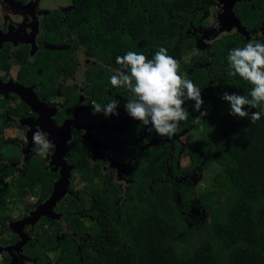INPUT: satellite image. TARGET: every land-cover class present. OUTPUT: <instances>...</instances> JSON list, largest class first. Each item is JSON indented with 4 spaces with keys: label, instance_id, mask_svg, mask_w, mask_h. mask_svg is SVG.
I'll return each mask as SVG.
<instances>
[{
    "label": "trees",
    "instance_id": "trees-1",
    "mask_svg": "<svg viewBox=\"0 0 264 264\" xmlns=\"http://www.w3.org/2000/svg\"><path fill=\"white\" fill-rule=\"evenodd\" d=\"M69 1L67 12L60 16L53 11L47 16L57 18L55 30L63 28L74 35L85 54L100 62L105 90L112 85L103 65L121 68L116 57L128 51L142 52L151 59L165 47L179 61L194 46L186 34L189 23L197 26L213 0ZM235 15L249 33L259 31L264 20L263 7L257 10L256 0L236 5ZM61 18L65 21L60 22ZM48 33L45 30L43 35ZM247 42L238 33L226 34L185 69L186 77L202 89L201 112L208 114L197 122L194 118L200 113L193 110V101H186L190 115L176 134L191 127L195 139L200 140L202 130L211 132L200 152L191 153L188 142L184 155L191 161L189 168L177 166L181 145L176 141L152 145L139 153L129 147L119 157L125 162L136 156L130 173L124 175L125 188L109 182L101 189L90 185L86 186V201L71 197L67 202V210L75 213L66 218L70 230L78 238L84 232L90 235L81 242L80 251L69 237L68 246L60 242L61 250L53 251V244L37 235L23 247V254L35 264H264V116L254 124L233 117L230 105L222 99L225 92L248 95L251 91L250 83L228 75L229 51ZM183 66L180 62V72ZM115 94L131 98L125 89L112 90L110 97ZM96 95L103 106L106 101ZM7 142L0 139V161ZM85 148L76 152L74 164L81 179L91 182L94 167L89 164L86 144ZM33 164L25 176L13 178L11 183L6 180L14 169L0 167V237L6 231L2 211L10 199L22 201L37 189L43 198L51 191L48 173L39 162ZM201 171L208 177L206 187L198 189L181 181ZM215 191L221 197L219 203L213 202ZM192 199L198 200L208 220L189 227L186 222ZM83 216L91 218L89 226ZM0 264H9V257L4 254Z\"/></svg>",
    "mask_w": 264,
    "mask_h": 264
},
{
    "label": "flooded vegetation",
    "instance_id": "flooded-vegetation-1",
    "mask_svg": "<svg viewBox=\"0 0 264 264\" xmlns=\"http://www.w3.org/2000/svg\"><path fill=\"white\" fill-rule=\"evenodd\" d=\"M8 1L0 0V137H2L3 130L15 129V131L19 130L22 133L23 141L16 145V156L3 157L0 161V167L2 170L7 167L14 169L12 176L9 177L12 180L13 178L25 176L26 170L31 168L34 165L33 163L39 162L42 170L48 173L47 175L50 177L51 191L46 197L39 196V189L29 195L32 196L36 193L35 195L38 197L36 200L33 199L34 201L30 203L28 211L24 212L22 216L24 219L22 220H25L50 197L54 184L59 181L61 168L54 163L56 149L54 143L57 140V135L60 136V132L55 130L59 129L64 123L68 124L70 138L67 142L66 153L62 159H57V162L63 161L66 166L71 168L69 184L67 194L52 209L59 218L51 219L42 216L34 225L26 224L23 232L29 235V241L40 235L45 241L53 244V251L61 250L60 242H63L61 245L63 247L68 246L65 242L69 237L75 248L80 251L83 247L81 242L86 241V238H89L90 235L88 232H84L83 236L78 238L70 230L66 218L75 213L67 210L69 199L73 197L77 200L86 201V186L90 185L101 189L106 182H109L111 185L116 184L125 188L127 182L124 175L128 174H123V170L120 174L116 173L111 166H108L109 163L115 161L117 164L130 165L132 168L136 162V156L125 162L119 160L126 149L132 147V149H137L136 153H139L150 147V145H170L175 141L178 142L176 136L187 132L191 127L170 138L161 137L156 135L155 132H150L148 127L143 126L139 121L132 119L124 107L129 99L120 98L117 94L110 97L112 90L119 92L121 89L111 86V88L108 87V89L103 90L101 83L103 77L98 70L100 62L95 60L93 56L85 54L84 47L74 35L63 31V28H61V31L55 30L57 18L47 16L53 11L58 12L61 16L69 9L61 10L52 6L49 10L41 11L38 10L40 0ZM250 1L241 0L236 3L233 8L234 14L236 5L242 6L245 2L250 3ZM260 6L263 7L264 17V0H256L257 10ZM250 7L251 9L254 8L253 5H250ZM218 12H216V17ZM202 19L197 26L191 23L188 25L189 28L186 34L193 39L194 46L179 58V62L185 65L180 72L181 75H186V67L197 56L189 57L187 63H184L182 58L197 49L198 43H205L201 54L198 55L199 57L218 38L226 34L237 33L236 30H232L229 33L220 34L217 38L204 40L202 43V37L198 30ZM63 20L65 21L64 18H61L60 22ZM46 22L49 23V27H47ZM45 30L49 33L43 35ZM249 37V40L252 37L256 39L264 37V20L261 22L259 31L249 33ZM262 42H264V39H262ZM103 67L110 77L114 74V70L121 69L115 66L106 67L103 65ZM10 86L13 88L19 86L27 88L29 93L35 95L39 103L43 105L44 113L41 115L39 109L36 110L23 103L19 95L10 90ZM96 94L102 95L103 101H106L104 105H107L112 99L117 100L118 107L116 111L119 115L94 114V109L91 106L92 102L102 105L100 96ZM80 106L81 113L78 115L77 121L73 123L74 114ZM52 122L55 127H50ZM37 128L48 133L49 139L53 143L49 153L43 156L36 153L35 147L28 149L31 139L29 131L31 130L34 133ZM48 130L53 131V133H49ZM84 130L97 141V150L93 149L83 139ZM64 137L66 136L64 135ZM178 143L181 145L180 142ZM85 144L88 147L89 164L94 167V178L91 182H84L81 179L74 164L79 149H86ZM81 159L83 161L84 151H81ZM189 177L191 175L182 177V181H187ZM185 183L188 184V181ZM82 219L86 226H89V222H92L89 216H83ZM4 222L6 231L0 237V247L14 246L19 242V236L13 228L18 226L15 224L13 226L6 220ZM50 255L53 256V253ZM20 256L23 260H20L18 264H27L28 262L35 264L23 252ZM7 257L9 256L7 255ZM10 260L9 258V262Z\"/></svg>",
    "mask_w": 264,
    "mask_h": 264
},
{
    "label": "clouds",
    "instance_id": "clouds-1",
    "mask_svg": "<svg viewBox=\"0 0 264 264\" xmlns=\"http://www.w3.org/2000/svg\"><path fill=\"white\" fill-rule=\"evenodd\" d=\"M227 61L228 75L239 76L252 88L248 95L225 92L222 99L230 105L229 115L249 119L254 124L264 116V42L252 37L243 47L231 49ZM116 63L121 69L114 70L110 83L131 94L125 110L150 132L169 138L175 135L180 123L188 120L190 115L184 106L186 101H193V110L200 113L194 120L199 122L207 116V111L201 112L204 103L202 89L180 74V62L168 54L167 48L160 47L151 59L142 52L128 51L117 56ZM91 106L94 114L119 115L115 99L103 106L92 102ZM246 109L260 110L249 112ZM32 141L34 150L41 156L53 147L49 134L39 128L33 133Z\"/></svg>",
    "mask_w": 264,
    "mask_h": 264
},
{
    "label": "rangeland",
    "instance_id": "rangeland-1",
    "mask_svg": "<svg viewBox=\"0 0 264 264\" xmlns=\"http://www.w3.org/2000/svg\"><path fill=\"white\" fill-rule=\"evenodd\" d=\"M53 7H56L61 10H68L70 9V2L69 0H40L38 10L46 11ZM224 7L223 1L214 0L212 3H210L207 7V11L205 14V17L202 19V23L200 24V27L198 28L199 33L201 35L202 43L207 41V39L211 38H217L220 34L219 30L222 26H224L223 20L220 18ZM218 12L216 17V12ZM205 43L201 44L198 43L197 49H194L191 53H188L185 57H183L184 63H187L189 60V57L191 56H198L201 54L202 48L205 46ZM204 45V46H203ZM22 133L18 131H15V129H8L2 131V139L3 141H7L8 146L3 149V156L5 158L8 157H15L17 152V146L22 141ZM211 132L209 128H205L202 130V138L200 140L195 139V132L193 129H189L187 132H184L181 135L176 136V140L181 143V152L179 153L178 159H177V165L178 168H189L191 165V161L188 157H186L184 153V148L187 146L188 142L191 143L190 146V152H200L202 149V145L208 139H210ZM191 139V141H190ZM207 178V179H206ZM7 183H11V178L6 180ZM182 181V180H181ZM188 183L194 187H197L198 189H202L203 187H206L208 185V177L207 174L204 171H201L200 174L196 175L193 174L191 177L187 179ZM36 194V193H35ZM34 194V195H35ZM27 196L22 201H17L16 199H10L8 201L7 206H5L4 210L2 211L4 220L10 222V224H18L21 223L24 219L22 216L24 212L28 211L30 207V203H33L34 200L37 199V195ZM33 197V198H32ZM32 198V199H31ZM34 199V200H33ZM221 201V197L217 191L214 192L213 196V202L219 203ZM208 216L207 214L201 209V207L198 204L197 199H192L189 203V211H188V218H187V225L189 227L200 225L204 222H207ZM182 244V242H180ZM6 254L5 252H0V259H2L3 255ZM49 259H52L53 256H49ZM22 261L23 258H20ZM25 263V262H24ZM27 264H33V262H28Z\"/></svg>",
    "mask_w": 264,
    "mask_h": 264
},
{
    "label": "water",
    "instance_id": "water-1",
    "mask_svg": "<svg viewBox=\"0 0 264 264\" xmlns=\"http://www.w3.org/2000/svg\"><path fill=\"white\" fill-rule=\"evenodd\" d=\"M219 1H223V5H224V7L222 8L223 12L220 16V18L224 22V26L220 28L218 34L229 33L232 30H236L238 34L244 36L246 39L249 40L250 38L249 32L246 30V28L242 27L239 19L235 16L233 12V8L235 4L240 2L241 0H219ZM7 2L9 1L7 0ZM10 90L17 93L19 97L21 98V100L23 101V103H25L27 106L34 108L36 110L39 109L41 115L42 113H44L43 105L39 103V100L37 99L35 95H32L29 93L27 88H24L21 86L13 88L10 86ZM80 108L81 106L77 108L76 113L74 114L73 123L77 121L78 115L81 113ZM52 126L55 127L53 122L52 124H50V127ZM48 131L49 133L50 132L53 133V131H50V130ZM55 131L60 132V136L57 135V140L54 143V146L56 148L55 153H54V159H55L54 163L56 164L57 167L61 168V176L59 178V181L54 184L53 191L50 197L43 204L37 207V209L34 212H32L27 219L23 220L21 223L16 224L18 226L17 228H13V230H16V233L19 236V242H17L14 246H11V247H0V252H5L11 259L9 264H18L20 262L19 257L22 258V256H20L22 255V249L29 241V235L23 232V229L26 224L30 223L34 225L42 216L51 218V219L59 218V216L56 215L52 211V209L67 194V189H68V184H69V177H70L69 172L71 168L66 166L63 161L57 162V159H62V157L66 153L67 142L70 138L68 135L69 134L68 124L64 123L59 129H56ZM32 133L33 132L30 130L29 134H30L31 139H30V144L28 145V149H32L35 147L32 141V136H33ZM64 135L66 137H64ZM83 139L93 149L97 150V146H98L97 141L94 140V138H92L91 135L87 133L85 130L83 134ZM108 166H111V168L118 174L121 173V170H123V174H129L130 169H131L130 165L117 164L115 161H112L111 163H109Z\"/></svg>",
    "mask_w": 264,
    "mask_h": 264
}]
</instances>
